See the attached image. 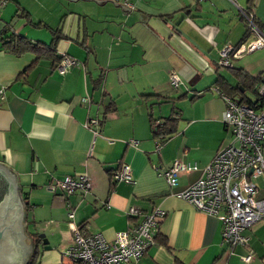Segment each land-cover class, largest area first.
Here are the masks:
<instances>
[{
    "label": "crops",
    "instance_id": "crops-1",
    "mask_svg": "<svg viewBox=\"0 0 264 264\" xmlns=\"http://www.w3.org/2000/svg\"><path fill=\"white\" fill-rule=\"evenodd\" d=\"M245 9L264 32V0H0V162L17 174L38 264L61 259L74 224L112 239L134 221L130 205L159 206L166 214L154 242L127 264H264V217L245 230L248 245L228 252L219 218L175 195L202 170L180 172L176 185L158 171L175 159L203 167L230 139L218 89L238 95L226 83L238 80L231 66L253 78L264 70V46L219 64L221 46L256 36L246 32ZM58 26L53 54H16L2 43L13 33L51 43ZM59 53L77 62L62 72L54 67ZM175 106L176 130L159 140L151 115L173 114ZM120 161L130 165L133 182H112ZM78 173L91 179L86 193L64 197L47 186ZM263 180L254 178L259 196ZM249 249L254 256L245 261Z\"/></svg>",
    "mask_w": 264,
    "mask_h": 264
},
{
    "label": "built area",
    "instance_id": "built-area-1",
    "mask_svg": "<svg viewBox=\"0 0 264 264\" xmlns=\"http://www.w3.org/2000/svg\"><path fill=\"white\" fill-rule=\"evenodd\" d=\"M248 26L256 34L255 39L233 46L225 43L219 49V64L231 65V57H239L264 46V32L253 21V12L242 10ZM75 59L61 58L56 67L65 71ZM257 86L258 97L251 102H241L222 93L225 107L222 121L230 132V139L217 149L212 159L203 167L196 162L175 159L169 167L158 169L170 185L178 183L180 172L202 170V175L193 183L175 192V195L191 202L195 208L216 215L221 221V244L228 252L235 245H248L245 232L254 222L264 217V196L258 195L257 176L264 178V70L261 71ZM169 79L177 84V72L171 71ZM4 87L0 88V99L5 98ZM90 123H96L92 118ZM137 144L135 138L129 139ZM159 146V141L157 143ZM115 180L133 182L130 165L120 161L112 175ZM91 179L86 173L65 174L48 183L49 189H60L64 197L72 193H86L91 188ZM69 207L71 204L68 203ZM127 215L134 221L125 229L115 233L112 239L101 232L90 231L83 225L74 224L70 243L62 250L56 264H127L138 260L154 242L159 220L166 210L154 206L148 211L130 205ZM67 215L73 216V209ZM254 254L251 249L242 258L250 261Z\"/></svg>",
    "mask_w": 264,
    "mask_h": 264
},
{
    "label": "water",
    "instance_id": "water-1",
    "mask_svg": "<svg viewBox=\"0 0 264 264\" xmlns=\"http://www.w3.org/2000/svg\"><path fill=\"white\" fill-rule=\"evenodd\" d=\"M33 236L27 231V206L17 174L0 162V264H27L36 247ZM43 242L49 246L45 238Z\"/></svg>",
    "mask_w": 264,
    "mask_h": 264
},
{
    "label": "trees",
    "instance_id": "trees-1",
    "mask_svg": "<svg viewBox=\"0 0 264 264\" xmlns=\"http://www.w3.org/2000/svg\"><path fill=\"white\" fill-rule=\"evenodd\" d=\"M245 11H249V10L245 9ZM242 16H243V14H242ZM243 18H244V16H243ZM253 21L256 24V26L262 31L260 22L254 18V14H253ZM245 22H246V32L247 33L251 32L252 29L248 26L246 20H245ZM37 25H39V24H37ZM252 32H254V31H252ZM52 34H53V37L51 39V43L37 42V41L33 42L29 38H27L23 35L16 34V33L10 34L8 36V38H5L3 40L4 42H2V43L4 45H6L7 48H9V50L13 51L16 54H20V53L27 51V50L37 51V52H40L41 54H44V53L53 54L55 51V48H56L55 43H56L57 39L62 36L61 26H58L57 28L52 29ZM242 42H245V39L242 40L241 42H239L238 44H240ZM238 44H236L234 46H237ZM59 55H60L59 59H57L56 63H54L55 68H56V64H58L60 62L61 58L64 56H68L70 58L75 59V57H73L69 54H60L59 53ZM76 62H77V60L75 59V63ZM70 66H72V65H70ZM230 68H231L232 73L238 78L237 83L232 85L226 81L225 82L228 84V86H230L232 88V90L237 92L238 95L236 97L233 95L234 93L233 94L230 93L229 89H227L226 87H220V89H218V92L220 93L221 97H222V93H225V94L230 95L234 99L241 101V102L254 101L258 97L257 86L259 83V79H260L259 77H260L261 72L255 78H253V77L249 76L247 73H244L241 68H236L233 66H231ZM218 79H220V78H218ZM248 89L253 90L256 93V96L253 99L252 98L250 99V96L247 94ZM168 99H171V101L173 102L175 98L170 97ZM171 111H173V114L170 112L167 115H163V116H159V117H154L151 115V131L153 132V135L156 138H158L159 140H164L166 137L171 135L176 130V120L180 117V112H179V109L176 108V106L173 107L171 109ZM95 119H96V123H97L98 119L97 118H95ZM96 125H98V124H96ZM119 163L116 166V168L113 170V172L110 173L112 182L117 181V180L112 178V175L115 172V170L118 168ZM199 167H201V166H199ZM37 255H38V241H36V247H35L33 253L31 254V257L28 260L27 264H38L36 262Z\"/></svg>",
    "mask_w": 264,
    "mask_h": 264
},
{
    "label": "rangeland",
    "instance_id": "rangeland-1",
    "mask_svg": "<svg viewBox=\"0 0 264 264\" xmlns=\"http://www.w3.org/2000/svg\"><path fill=\"white\" fill-rule=\"evenodd\" d=\"M253 39H255V36H252V37H250L249 38V40L251 41V40H253ZM247 93H248V95L250 96V97H255L256 96V93L253 91V90H247ZM237 97V96H236ZM263 177V176H262ZM258 180V183L260 184V185H262V181H261V177L260 178H258L257 179ZM264 181V180H263ZM28 212L29 213H31L30 212V208L28 209ZM30 217V216H29Z\"/></svg>",
    "mask_w": 264,
    "mask_h": 264
}]
</instances>
